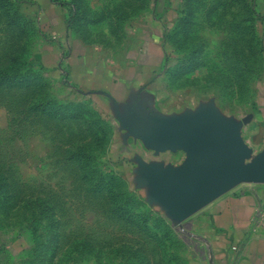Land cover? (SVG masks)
Returning a JSON list of instances; mask_svg holds the SVG:
<instances>
[{"label":"rangeland","instance_id":"374dc122","mask_svg":"<svg viewBox=\"0 0 264 264\" xmlns=\"http://www.w3.org/2000/svg\"><path fill=\"white\" fill-rule=\"evenodd\" d=\"M52 1L0 0V107L11 111L0 116V264H194V214L140 197L114 120L43 63L60 65L75 45L114 61L140 34L164 31L173 50L158 70L161 98H213L262 146L264 0ZM39 11L69 42L58 58L37 57L60 41L29 22Z\"/></svg>","mask_w":264,"mask_h":264},{"label":"crops","instance_id":"0c3cea01","mask_svg":"<svg viewBox=\"0 0 264 264\" xmlns=\"http://www.w3.org/2000/svg\"><path fill=\"white\" fill-rule=\"evenodd\" d=\"M48 1L54 6L52 0ZM28 17L30 23L40 24L45 39L55 34L60 39L59 43L45 44L42 50H36L37 57L51 51L58 58L61 47H69V42L52 30L53 17L44 11ZM69 17L66 13L61 18L62 32L68 31L65 22ZM140 35L129 54L115 57L114 61L110 55L85 51L75 45L70 58L62 57L60 65L48 67L42 63L46 70L59 69L68 84L72 82L87 90L114 120L122 148L117 155L124 157L116 161L124 163L123 172L131 188L146 202L154 204L159 198H170L167 208H189L183 201L191 194V188L166 186L170 176L184 185L196 173L207 174L220 187L228 188L222 194H214V199L193 212L195 228L201 234L200 252L194 264H264V236L250 229L254 211L264 200V182H241L226 187L224 178L230 166V150L239 146L227 137V132H234L248 147L250 156L245 166L253 177L257 175V167L264 166V144L255 145L246 138L244 130L236 127L237 119L213 98H194L188 93L180 99L182 92H175L170 102L161 98L157 92L158 70L164 69L173 49L164 31ZM10 114L4 105L0 107L1 117Z\"/></svg>","mask_w":264,"mask_h":264},{"label":"water","instance_id":"95a60500","mask_svg":"<svg viewBox=\"0 0 264 264\" xmlns=\"http://www.w3.org/2000/svg\"><path fill=\"white\" fill-rule=\"evenodd\" d=\"M219 115L221 116L220 113ZM226 135L228 138H233L239 145L237 148L230 150L229 153L230 166L228 168V172L224 174L227 185L226 187H232L241 182H264V166L257 167V175L254 177L249 174L250 168L245 166L246 159L250 156V151L243 139L232 131L227 132ZM165 183L166 186L170 185L171 187L188 186L191 188V194H189L183 202L188 204V211L192 214L194 211L214 199V194H222L228 189L220 187L212 176L207 174L204 176L200 173L194 174L184 185H181L171 176L165 181ZM161 187L164 188V184L159 188L161 189ZM155 203L167 208L171 204V199L159 198Z\"/></svg>","mask_w":264,"mask_h":264},{"label":"built area","instance_id":"2783aa9c","mask_svg":"<svg viewBox=\"0 0 264 264\" xmlns=\"http://www.w3.org/2000/svg\"><path fill=\"white\" fill-rule=\"evenodd\" d=\"M250 229L255 234L264 236V200L260 201L254 211ZM233 249H236V246Z\"/></svg>","mask_w":264,"mask_h":264},{"label":"trees","instance_id":"16d2710c","mask_svg":"<svg viewBox=\"0 0 264 264\" xmlns=\"http://www.w3.org/2000/svg\"><path fill=\"white\" fill-rule=\"evenodd\" d=\"M71 10L74 11V10H76V8H75V7H71ZM69 19H70V17H69ZM7 80H9V78H8ZM15 80H17L18 82L21 81V80H20V77H19V78L15 77V78L12 80V82L15 81ZM9 81H11V80H9ZM17 81H16V82H17ZM57 113H58V112H57ZM58 115H59V114H58ZM82 155H84L82 152H78V153L76 154L77 157H81Z\"/></svg>","mask_w":264,"mask_h":264}]
</instances>
